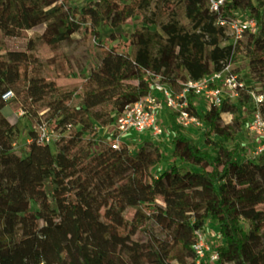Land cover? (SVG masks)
Listing matches in <instances>:
<instances>
[{
  "label": "trees",
  "instance_id": "16d2710c",
  "mask_svg": "<svg viewBox=\"0 0 264 264\" xmlns=\"http://www.w3.org/2000/svg\"><path fill=\"white\" fill-rule=\"evenodd\" d=\"M238 10L256 22L236 48L264 95V0H224L213 11L219 27ZM103 21L97 0H0V27L8 35L43 25L24 46L8 42L0 54V264H264V158L241 160L236 141L237 112L250 101V88L203 113L189 94L186 108L206 125V147L170 112L178 162L158 173L162 152L150 138L133 149L126 140L113 148L103 139L95 148L98 128L151 87L145 60L116 45L90 46ZM79 47L81 58L73 53ZM65 48L70 53L61 58ZM69 62L84 73L79 86L64 88L42 73L43 64L63 69ZM184 79L164 77L176 93ZM8 89L14 95L6 100ZM6 106L21 108L34 126L53 118V146L37 142L33 127L26 154H19L21 130ZM258 109L264 118V99ZM209 217L222 242L215 261L198 263L196 232Z\"/></svg>",
  "mask_w": 264,
  "mask_h": 264
},
{
  "label": "rangeland",
  "instance_id": "374dc122",
  "mask_svg": "<svg viewBox=\"0 0 264 264\" xmlns=\"http://www.w3.org/2000/svg\"><path fill=\"white\" fill-rule=\"evenodd\" d=\"M74 4H84L87 0H70ZM101 9L104 21L98 27L99 38L92 41L91 47L101 42L107 46L116 45L127 52L137 61L145 60L150 70L163 74L167 78L181 77L191 80H203L211 77L213 72L224 64H229L232 73L245 86H248L252 93H260L261 85L254 78L249 69L247 58L236 48V34L230 23L219 27L217 18L211 10L209 0H97ZM248 11L238 10L235 12L234 20L241 24H247L250 19ZM43 30V25H38L27 30L21 36H10L0 27V54L5 51L8 42L18 47L24 46L26 40L38 35ZM254 27L250 31H255ZM244 37V34H243ZM242 37V38H243ZM61 58L69 54L68 48L63 50ZM85 52V47H79L73 51L75 56ZM39 53H44L40 50ZM64 54V55H63ZM70 58V57H69ZM85 69L89 62L83 63ZM42 73L47 80H53L57 85L64 88L79 86L83 80L84 73L76 62L69 66L64 65L63 69L53 65H42ZM223 74V73H222ZM231 93L230 90H228ZM227 94V93H226ZM233 94V93H231ZM193 103L198 112L203 113L210 106V98L205 94L193 95ZM235 100L237 96L230 97ZM256 102L251 97L246 104L239 106L237 115L241 125L237 130L236 141L242 147L240 159L258 160L264 158V132L259 133L251 128ZM21 108L6 106L4 114L9 120L15 122L21 135L15 144L16 151L26 154L28 132L34 127L29 117L20 112ZM160 118L165 132L160 136H153L148 133L138 135H122L121 138L130 144V148L137 147L143 138H150L156 141L162 152V161L155 167L154 172L158 173L174 162H178L171 154L173 132L168 127L170 110L162 103L160 107ZM42 124L45 130L52 135L53 146L55 130L53 129V118H43ZM186 135L201 148L206 147V125L201 121L200 125L190 124L184 126ZM98 148L106 139L102 127L97 130ZM110 137V136H109ZM213 138H217L214 136ZM4 173V172H3ZM32 207H36L32 204ZM132 214L129 209L128 215ZM203 241L206 245L204 257L201 262L209 261V254L215 250L217 244L222 242L218 232V223L209 217L206 220L202 232Z\"/></svg>",
  "mask_w": 264,
  "mask_h": 264
},
{
  "label": "built area",
  "instance_id": "2783aa9c",
  "mask_svg": "<svg viewBox=\"0 0 264 264\" xmlns=\"http://www.w3.org/2000/svg\"><path fill=\"white\" fill-rule=\"evenodd\" d=\"M223 1L209 0L211 10H218L219 5ZM220 23L224 24V21ZM229 23L235 31L237 39H241L246 30H252L256 27V22L252 18L248 20L247 24H241L236 20H232ZM146 71L151 80L149 92L135 102L125 105L122 111L115 115L114 120L108 126L102 127L106 137L104 141L111 143L113 148L119 147V144L123 141L121 138L122 135H138L143 133H148L153 136L163 135L165 128L162 126L160 118V107L162 103L170 112H177L175 116L176 121L183 126L190 124L200 125L201 120L186 108L188 106L189 94H205L210 98L211 103L219 105L223 98H230L232 95L237 96L238 89L244 86L237 78V75L231 72L229 64H224L216 69L209 78L203 80L186 79L181 81V91L179 93H176L170 83L164 80L165 76L163 74L152 71L149 68ZM228 90L233 94L229 93ZM250 94L256 102V112L254 113L251 128L262 133L264 132V118L258 109V105L264 99V95L262 93H252L251 91ZM13 95V91L8 89L4 91L2 97L8 100ZM20 112L23 113V110H20ZM34 128H36L37 132V142L44 144L52 143V135L45 130V126L42 123L39 126H34ZM128 147L131 149L130 144H128ZM263 150L264 146L259 148V151ZM202 232L203 230L196 232L197 241L194 244L198 263L203 260L204 250L206 249ZM217 256L216 250H212L208 258L209 262L215 261Z\"/></svg>",
  "mask_w": 264,
  "mask_h": 264
}]
</instances>
